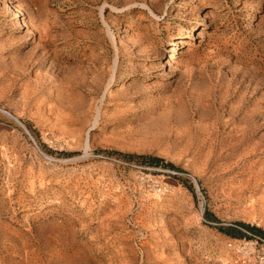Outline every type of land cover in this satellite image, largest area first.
Wrapping results in <instances>:
<instances>
[{"label":"rangeland","instance_id":"374dc122","mask_svg":"<svg viewBox=\"0 0 264 264\" xmlns=\"http://www.w3.org/2000/svg\"><path fill=\"white\" fill-rule=\"evenodd\" d=\"M263 172L264 0H0V264H264Z\"/></svg>","mask_w":264,"mask_h":264},{"label":"bare ground","instance_id":"6f19581e","mask_svg":"<svg viewBox=\"0 0 264 264\" xmlns=\"http://www.w3.org/2000/svg\"><path fill=\"white\" fill-rule=\"evenodd\" d=\"M143 1V0H142ZM142 5L143 6H145L146 7V5L144 4V3H142ZM149 9V8H148ZM151 13H153V11L152 10H149ZM156 13V12H155ZM103 18V17H102ZM104 19V18H103ZM103 22H104V24H105V27H106V29H107V33L109 34V36L112 38V39H110V40H113V35H112V32L110 31V28L108 27V25L106 24V22L103 20ZM191 30L189 31V32H187V33H181V34H179L178 36H177V38H175V39H173V40H171V43L170 44H179V43H181L183 40H182V38L183 37H186V38H191L192 36H193V31L192 30H194L195 28H196V24H192L191 26ZM108 36V37H109ZM114 43V42H113ZM171 56V55H170ZM113 59V58H112ZM167 62V61H166ZM166 62L164 63V64H166ZM113 65H112V73L110 74V77H108L109 79L107 80L108 82H107V84H106V87H104V89H106V88H109V86H110V83L111 82H114V79H115V70H116V67H117V54L115 53V57H114V59H113V63H112ZM109 71V70H108ZM62 84H63V82H62ZM57 87V86H56ZM65 87V86H64ZM64 89V88H63ZM64 91V90H63ZM45 93V92H44ZM58 93V92H57ZM56 93V94H57ZM64 93V92H63ZM66 94V93H65ZM103 94V93H102ZM59 95V94H58ZM57 96V95H56ZM60 96V95H59ZM53 97V96H52ZM65 97H67V96H65ZM103 97V96H102ZM101 97V98H102ZM94 98V97H93ZM60 99V98H59ZM103 99V98H102ZM64 100V99H63ZM97 100H100V97H99V99H97ZM96 100V101H97ZM65 101H66V99H65ZM102 101V100H101ZM67 102H68V100H67ZM71 102V101H70ZM94 102V101H93ZM64 103H66V102H64ZM101 103V102H100ZM63 104V103H62ZM53 104H51V106H52ZM59 105V104H58ZM57 105V106H58ZM87 105V104H86ZM99 105V104H98ZM97 105V106H98ZM65 106H68V105H65ZM78 106V105H77ZM90 107V106H89ZM98 107H100V106H98ZM68 108V107H67ZM70 108V107H69ZM81 108V107H80ZM88 108V107H87ZM71 109V108H70ZM61 111V110H60ZM67 112V111H66ZM72 112V111H71ZM96 112V111H95ZM99 111H97L96 112V114L94 115L95 117H93V120H94V122H93V124H95L96 122H97V119H98V115H99V113H98ZM263 112V111H262ZM74 113V112H73ZM93 114V113H92ZM62 115V114H61ZM65 115V114H64ZM63 115V116H64ZM71 115V114H70ZM67 116V115H66ZM48 118V117H47ZM70 118V117H69ZM88 118V117H87ZM49 119V118H48ZM66 119H67V117H66ZM61 120V119H60ZM47 122V121H46ZM63 124V123H62ZM69 125V124H68ZM52 127V126H51ZM62 127V126H61ZM56 128V127H55ZM73 129V128H72ZM65 132H66V130H65ZM79 132V131H78ZM87 132V131H86ZM75 134V133H74ZM45 135V134H44ZM79 137H80V135H79ZM69 142V141H68ZM82 143V142H81ZM71 144V143H70ZM79 145V144H78ZM76 146V145H75ZM84 152L85 153H88V151H89V149H90V144H89V140H88V135H87V133H86V136H85V138H84ZM72 150V149H71ZM3 156V155H2ZM86 157H87V155H86ZM81 159V158H80ZM63 165V164H62ZM53 166V165H52ZM32 167V166H31ZM262 167V166H261ZM14 168V167H13ZM28 168V167H27ZM261 169V168H260ZM38 170V169H37ZM262 170V169H261ZM72 171V170H71ZM261 172V171H260ZM10 173V172H9ZM27 173V172H26ZM264 173V172H263ZM79 174V173H78ZM42 175V174H41ZM24 177V176H23ZM68 179V178H67ZM31 181V180H30ZM38 184V183H37ZM27 186V185H26ZM44 189V188H43ZM94 191V190H93ZM32 193V192H31ZM21 195V194H20ZM90 196V195H89ZM110 229V228H109ZM62 247V246H61ZM77 249V248H76ZM58 261V260H57Z\"/></svg>","mask_w":264,"mask_h":264},{"label":"trees","instance_id":"16d2710c","mask_svg":"<svg viewBox=\"0 0 264 264\" xmlns=\"http://www.w3.org/2000/svg\"><path fill=\"white\" fill-rule=\"evenodd\" d=\"M141 157L149 158L150 160L155 161V162L161 161L160 158L153 157V156H141ZM165 165L175 168V166L170 162L165 163ZM236 224L246 229L251 235H257L260 239L264 240V229H262L261 227H258L256 225H252L249 223H245V222H237ZM218 229L221 232L227 235H230L232 237H239L238 235H240L239 232H233V228L219 227Z\"/></svg>","mask_w":264,"mask_h":264},{"label":"built area","instance_id":"2783aa9c","mask_svg":"<svg viewBox=\"0 0 264 264\" xmlns=\"http://www.w3.org/2000/svg\"><path fill=\"white\" fill-rule=\"evenodd\" d=\"M229 245H231V244L229 243Z\"/></svg>","mask_w":264,"mask_h":264}]
</instances>
